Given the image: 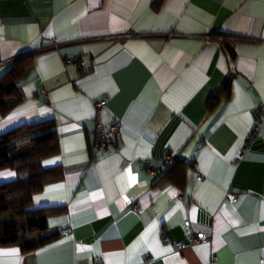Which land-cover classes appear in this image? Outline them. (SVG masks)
<instances>
[{"label": "crops", "instance_id": "1", "mask_svg": "<svg viewBox=\"0 0 264 264\" xmlns=\"http://www.w3.org/2000/svg\"><path fill=\"white\" fill-rule=\"evenodd\" d=\"M19 59L0 135L55 123L32 208L60 236L0 264H264V0H0V78Z\"/></svg>", "mask_w": 264, "mask_h": 264}, {"label": "trees", "instance_id": "2", "mask_svg": "<svg viewBox=\"0 0 264 264\" xmlns=\"http://www.w3.org/2000/svg\"><path fill=\"white\" fill-rule=\"evenodd\" d=\"M25 69L26 64L19 59L0 78V105L4 112L20 101L14 95L20 90L18 81ZM230 95L231 87L222 88L211 97L209 107H215ZM59 152V135L53 121L24 124L0 135V168L13 167L19 171L17 179L0 184V245H19L27 251L45 246L60 236L47 232L49 216L56 209L32 208L33 196L62 177L59 169L42 165L44 158Z\"/></svg>", "mask_w": 264, "mask_h": 264}, {"label": "built area", "instance_id": "3", "mask_svg": "<svg viewBox=\"0 0 264 264\" xmlns=\"http://www.w3.org/2000/svg\"><path fill=\"white\" fill-rule=\"evenodd\" d=\"M72 60L68 59L67 62H71ZM104 103V101H99L97 104L101 106ZM96 135H97V145L102 148H108L109 146L113 145V140L116 136L120 135V131L118 130V126L114 125L111 128H105L102 126V124L98 123L96 125ZM173 160V157L171 155H167L165 158V161L167 163L171 162ZM148 165L151 166V161L148 162ZM151 170H155L154 168H150ZM193 242H207L209 241L208 234L201 232L198 233L196 236H193L191 238ZM178 246L180 248H185L187 246V243L184 241H181L178 243Z\"/></svg>", "mask_w": 264, "mask_h": 264}, {"label": "snow or ice", "instance_id": "4", "mask_svg": "<svg viewBox=\"0 0 264 264\" xmlns=\"http://www.w3.org/2000/svg\"><path fill=\"white\" fill-rule=\"evenodd\" d=\"M9 175H11V174L9 173Z\"/></svg>", "mask_w": 264, "mask_h": 264}, {"label": "rangeland", "instance_id": "5", "mask_svg": "<svg viewBox=\"0 0 264 264\" xmlns=\"http://www.w3.org/2000/svg\"><path fill=\"white\" fill-rule=\"evenodd\" d=\"M148 163V162H147Z\"/></svg>", "mask_w": 264, "mask_h": 264}]
</instances>
